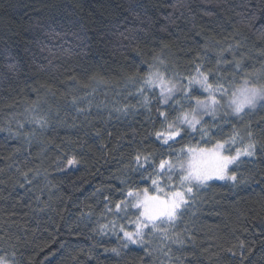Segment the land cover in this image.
I'll return each mask as SVG.
<instances>
[{
	"label": "trees",
	"instance_id": "obj_1",
	"mask_svg": "<svg viewBox=\"0 0 264 264\" xmlns=\"http://www.w3.org/2000/svg\"><path fill=\"white\" fill-rule=\"evenodd\" d=\"M236 62L238 81L264 82L262 0H0V255L15 264H264L259 145L237 169L246 183L198 190L170 229L182 245L150 238L151 255L132 245L116 256L119 236L97 231L113 218L105 205L129 186L151 191L133 170L137 152L158 162L210 146L198 133L171 150L157 140L166 126L157 101L145 92V107L138 93L150 67L179 79L199 63L210 80H230ZM203 120L213 143L234 130L246 140L249 127L264 142V109Z\"/></svg>",
	"mask_w": 264,
	"mask_h": 264
},
{
	"label": "snow or ice",
	"instance_id": "obj_2",
	"mask_svg": "<svg viewBox=\"0 0 264 264\" xmlns=\"http://www.w3.org/2000/svg\"><path fill=\"white\" fill-rule=\"evenodd\" d=\"M225 62L222 55L217 60V64ZM160 64L163 65L164 61L160 60ZM234 69L235 74L230 80L225 77L210 80L209 71L203 70V65L198 63L194 75L177 79L178 74L169 77L166 67L153 65L140 82L138 93L143 98L144 106L151 103L150 96L145 95V92H149L156 99V111L166 125L155 131L161 144L167 145L171 150L174 144L183 141L184 136L198 133L200 139L210 146L182 147L174 157L161 156L158 162L150 154H135L134 160L138 167L133 170L140 172L141 180L150 182L151 191L148 186L142 190L139 186H129L118 202L105 205V210L113 213V218L106 217L107 222L101 223L97 229L101 235L111 232L119 236V248L111 249L116 256L121 255V248L129 249L132 245L144 248L151 255L152 250L148 247L150 238L161 242L171 240L174 244L182 245L184 241L180 234H173L170 229L194 203V196L199 189L209 187L210 181H230L233 185L247 182L243 176L237 175V169L243 163L241 157L257 156L258 145L259 151L264 152V142L255 139L249 127L246 140L234 130L228 139H217L213 143L215 133L210 131L208 122L203 120L206 115L216 119L221 112L223 117L232 116L244 120L252 111L264 109V82L249 79L247 75L238 81L237 77L242 71L239 62L234 64ZM129 79L134 80L135 77ZM196 86L206 95L201 97L194 90ZM75 103L74 99L73 104ZM169 110L176 112L174 118H169ZM233 145L238 146L233 148ZM75 163L74 159L67 160L69 166ZM147 166H150V171ZM120 217L126 223H121ZM160 250L166 256L171 252L170 248L167 251ZM0 264H15V260H8L0 255Z\"/></svg>",
	"mask_w": 264,
	"mask_h": 264
},
{
	"label": "rangeland",
	"instance_id": "obj_3",
	"mask_svg": "<svg viewBox=\"0 0 264 264\" xmlns=\"http://www.w3.org/2000/svg\"><path fill=\"white\" fill-rule=\"evenodd\" d=\"M184 83H187V81H184ZM196 88L198 89V90H200L202 93H203V91L199 88V86H196ZM158 91V90H157ZM179 93H177V95H178ZM204 95H206V93H203ZM257 110V109H256ZM255 111V110H254ZM253 112V111H252ZM222 113V112H221ZM221 113H219V114H221ZM218 114V115H219ZM208 117H211V116H204L203 117V119H205V118H208ZM227 146V145H226ZM253 157H251V158H249V157H241V159H252ZM211 182H218V183H228V182H230V181H228V182H226V181H210L209 183H211Z\"/></svg>",
	"mask_w": 264,
	"mask_h": 264
}]
</instances>
